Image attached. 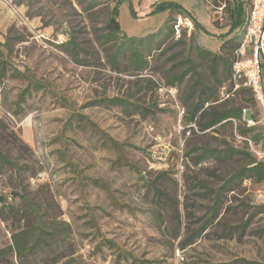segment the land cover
Here are the masks:
<instances>
[{"label": "rangeland", "instance_id": "374dc122", "mask_svg": "<svg viewBox=\"0 0 264 264\" xmlns=\"http://www.w3.org/2000/svg\"><path fill=\"white\" fill-rule=\"evenodd\" d=\"M117 1L0 0V61L9 67L0 81V151L24 167L0 163V199L14 211L8 223L0 220V249L12 244L10 229L19 219L28 222L29 199L43 225L58 233L25 264H264V182L246 180L226 191L213 218V191L247 159L195 163L204 150L228 146L259 159L264 137L252 147L236 134L243 137L249 116L264 132V108L250 89L224 98L219 88L218 104L249 114L202 133L186 121L190 78L175 96L160 91L169 89L172 75L186 68L175 65L187 59L214 85L198 53L221 52V35L229 30L224 4L120 0L119 38L108 41ZM159 2L178 7L150 14ZM185 7L202 28L177 38L169 27ZM123 37L134 41L115 65L111 57ZM137 47L148 61L142 72L130 62ZM15 69L26 78L11 76ZM224 87L231 91L228 81ZM115 97L157 108L143 117L133 106L94 104ZM0 264L20 261L10 254Z\"/></svg>", "mask_w": 264, "mask_h": 264}, {"label": "trees", "instance_id": "16d2710c", "mask_svg": "<svg viewBox=\"0 0 264 264\" xmlns=\"http://www.w3.org/2000/svg\"><path fill=\"white\" fill-rule=\"evenodd\" d=\"M220 1L222 4H224L223 11L227 14L229 19V30L226 34L221 35V52L218 54L207 49L200 48L198 53L200 58L208 61V70L214 85L212 86L207 83L206 79H204V77L198 71V65L191 59L177 63L174 67L175 69H181L184 67L186 68H184L180 73L172 75V77L168 80V85L170 86L169 89H177L176 87L181 86L187 78H190L192 83L188 90L187 100L188 102L192 101V103L190 104L186 121L188 125L193 123L196 124L202 133L207 131L217 132L218 128H224L227 125H231L233 120L241 121L243 118V110L241 108L223 107V105L218 104V89L223 88L225 82L227 81L230 84L232 80V67L234 62L237 60L236 52L241 47L246 31L245 28L249 12V0ZM119 3L120 0L116 2L107 24V28L109 29V36L107 38L108 41L117 40L119 38ZM215 4L216 7H221L218 1H215ZM171 6L178 7L172 3L163 5L161 2H159L155 5L150 14L162 11ZM176 12L179 15H188L185 10L180 11L177 9ZM194 23L196 27H200L196 21H194ZM169 30L174 34L173 25L169 27ZM123 38L124 39H122L123 41L119 46L120 49L117 50L111 57L112 62L115 65H117L118 57L120 55L123 56V46L126 45V43L134 41V39L131 38ZM130 62L136 72L144 71L148 65L147 57L141 51L140 47H137L134 50ZM8 74V64L5 61H0V81L5 79ZM11 76H17L20 79L26 78L23 72L16 69L13 71ZM94 104L96 106L100 105L105 107H123L124 110H127L129 106H133L134 110L143 117L152 115L155 112L154 108L157 106L156 104H153L152 108H145L138 104L130 103L128 100L122 99L120 97H115L112 99L104 98L95 102ZM240 134L243 136V138H248L255 143H258L264 137V132L258 131L255 127L241 129ZM235 156H242L243 158L247 159V162L237 169L231 177L226 179L216 191H213L215 198L214 204L210 209L213 218L218 216L219 211L222 208L221 197L226 191L234 190L235 186L241 185L246 180H252L257 183L264 182V160H260L258 158L255 159L249 152L245 150H238L230 146L226 147L225 150L207 149L197 157L195 163L200 164L210 158L215 159L217 162H225L227 160L233 159ZM0 163L4 167L11 166L18 169H24V167H19L10 161L2 154L1 151ZM96 184L99 185L97 182ZM156 193L158 196H162V193L159 189H156ZM25 201L27 203L26 211L30 212L28 222H26L24 225H21L24 220L19 219L18 225L12 226L10 229L12 244L6 248L0 249V259L10 254H14L20 261V264H25L28 257L36 256L39 252H41L40 250H42V244L45 241V238L54 237L58 233L56 229L49 230L47 226L43 225V223L40 221L41 215L37 209L33 206L29 199H25ZM3 202H1L2 207H0V220L3 223H8L10 221V212L12 208L6 207L7 205H4ZM7 209L9 211H7ZM34 220L38 221L34 222ZM63 225L66 226L64 230H70V227L66 222H63ZM203 230L204 228L199 232V234L197 233V236H199ZM227 264L261 263L248 261L245 259H237Z\"/></svg>", "mask_w": 264, "mask_h": 264}, {"label": "built area", "instance_id": "2783aa9c", "mask_svg": "<svg viewBox=\"0 0 264 264\" xmlns=\"http://www.w3.org/2000/svg\"><path fill=\"white\" fill-rule=\"evenodd\" d=\"M245 29L241 47L236 52L237 60L232 67V80L229 84L231 91L228 92V89L224 87L222 88V95L224 98H230L239 90L247 88L254 93L255 98L264 108V92L261 86V60L264 56V0H249V12ZM173 30L175 36L180 38L185 30L191 33L194 30V24L189 17L179 15L173 24ZM247 48L250 50L249 56H247ZM160 88L161 92L164 91L171 96L177 94L176 89ZM243 112L245 116H248L247 110ZM246 121L249 128L256 125L251 116ZM189 128L197 130L194 123L190 124ZM236 137L248 142L253 147L250 139L237 134ZM257 155L260 160H264V154L257 153Z\"/></svg>", "mask_w": 264, "mask_h": 264}, {"label": "crops", "instance_id": "0c3cea01", "mask_svg": "<svg viewBox=\"0 0 264 264\" xmlns=\"http://www.w3.org/2000/svg\"><path fill=\"white\" fill-rule=\"evenodd\" d=\"M185 11H186V13H188V15H186V17H189L191 20H192V22H193V24H194V26L196 27V25H195V23H194V21H196L195 19H193L191 16H189L190 14H189V10L185 7ZM197 22V21H196ZM198 23V22H197ZM199 24V23H198ZM200 25V24H199ZM198 28V27H197ZM202 28V25H200V27H199V29H201ZM204 28V27H203ZM204 30V32L205 31H207L208 29H203ZM206 33V32H205ZM207 34V33H206ZM261 66H262V70H263V76H261V86H262V90H263V92H264V56L262 57V60H261ZM263 77V78H262Z\"/></svg>", "mask_w": 264, "mask_h": 264}, {"label": "water", "instance_id": "95a60500", "mask_svg": "<svg viewBox=\"0 0 264 264\" xmlns=\"http://www.w3.org/2000/svg\"><path fill=\"white\" fill-rule=\"evenodd\" d=\"M0 201L3 202L4 201V198L0 199Z\"/></svg>", "mask_w": 264, "mask_h": 264}]
</instances>
